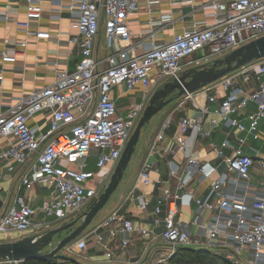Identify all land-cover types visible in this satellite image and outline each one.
<instances>
[{
  "label": "built area",
  "instance_id": "obj_1",
  "mask_svg": "<svg viewBox=\"0 0 264 264\" xmlns=\"http://www.w3.org/2000/svg\"><path fill=\"white\" fill-rule=\"evenodd\" d=\"M5 1L4 15L13 0ZM26 2V19L17 22L27 33V38L16 42L23 50L28 36L50 38L47 30H30L31 21L42 18V0ZM188 2L193 5L192 0ZM208 3L211 24L193 25L135 55L126 44L132 37L128 21L138 11V0H70L66 8L76 34L69 42L78 47L81 59L72 70H58L53 82L0 107V139L7 140L0 146V162L8 180L17 181L18 190L0 209V234L40 237L78 215L98 197L146 106L144 97L120 114L113 95L116 87H121L122 93L151 90L161 79L177 80L184 65L208 64L264 35V0ZM101 23L107 46L112 49L105 59L97 58L95 51ZM3 41L10 43L7 38ZM116 43L120 48L114 50ZM0 56L3 64L17 60L15 51L6 48ZM216 84L203 88L210 105L194 103L196 111L179 121L177 144H185L190 130L208 140L217 163L193 156L181 164L171 160L174 189L169 180L152 178L154 167L149 158L138 172V182L157 185L160 191L151 208L153 224L161 226L159 232L115 209L65 249L73 247L81 253L91 241L105 258L102 263L114 264L116 243L126 248L139 237L143 254L131 264H167L181 247L210 249L239 264H264V154L247 152L251 139L264 142V58L223 76ZM250 104L254 109L247 111ZM40 114L46 116L43 123L31 124ZM169 126V119L163 121L150 155L173 150L172 143L160 145ZM217 131L223 134L219 142L213 137ZM91 158L95 168L89 165ZM255 176L259 177L258 189L253 193L250 186ZM205 179L210 183L204 196L189 190L194 182ZM37 183L49 189V197L40 206L31 203L28 192H19L22 187L30 191ZM148 204V198H141L136 208L145 212ZM191 204L194 209L186 221L181 207ZM0 264L23 261L0 259Z\"/></svg>",
  "mask_w": 264,
  "mask_h": 264
},
{
  "label": "crops",
  "instance_id": "obj_2",
  "mask_svg": "<svg viewBox=\"0 0 264 264\" xmlns=\"http://www.w3.org/2000/svg\"><path fill=\"white\" fill-rule=\"evenodd\" d=\"M138 0V11L133 14L129 21L132 37L126 44L132 49L135 55L143 54L153 44H162L170 40L174 34L182 32L191 26H206L213 22V16L209 7L208 0ZM5 0H0V51L6 48L9 52L15 51L17 60L14 63L3 64L0 56V70L3 69V79L0 81V107H7L15 102L21 94L41 88L53 82L56 72L60 69L72 70L76 63L81 59L79 49L76 45L69 42L72 34L76 31L71 27V15L67 10L70 0H42V18L39 21H31L30 30L43 29L50 32V38L36 40L33 36L29 37L28 46L23 50L19 48L16 42L27 38V33L17 22L26 19L25 8L26 0H13L10 11L3 14ZM6 17V18H5ZM9 39V44L4 43V39ZM119 43H116L114 50L119 49ZM96 56L99 59H105L112 53V49L107 46L103 32V23L96 41ZM184 65L181 73L189 69ZM168 79L159 80L153 87L162 86ZM216 82L210 84L218 85ZM252 86V85H251ZM220 91V89H218ZM140 91H147L138 88L134 91L122 93L121 87H116L113 91L114 98L120 114L127 112L131 104L139 103L144 95ZM122 93V94H121ZM223 92H219V96ZM207 91L201 89L191 97H181L166 105L161 111L155 114L150 123L141 133V143L135 152L132 167L127 169L122 181L119 183L116 191L111 195L109 201L102 210V218L112 210L119 209L121 213L138 219L142 224L152 227L155 233H158L161 226L153 224V213L151 208L154 205V197L160 194L157 185H143L137 181L138 172L144 160L149 158L153 162L154 169L151 172L153 179L169 180L170 186L174 189L175 178L170 175V161L177 163L184 162L187 156L199 158L202 161H210L216 164L218 159L215 157L211 148L208 146V140L196 136L192 132H187L185 144H177L179 136V121L185 116H191L195 110L196 102L200 105H210L207 102ZM253 104H250L247 111L253 110ZM45 115L40 114L31 120L33 125H41L45 120ZM170 120V126L166 130L160 145L169 144L173 146L171 152L150 155L152 142L163 121ZM205 127L209 128L210 123L205 122ZM219 142L223 134L217 131L213 135ZM174 141V143H173ZM7 140L0 139V146H5ZM249 146L254 150L247 152L253 156L264 154V142L261 140L249 141ZM248 146V147H249ZM134 152V153H135ZM93 153H97L96 150ZM133 158V157H132ZM94 162V160H93ZM91 167V166H90ZM94 166H92L93 168ZM222 167H220L221 169ZM104 173V171H101ZM0 209L4 207L7 199L11 198L17 190V181L8 180L5 176V170L0 162ZM258 176H255L254 183L251 184V192L255 193L258 189ZM210 179L200 182H194L190 187L195 195L204 196L209 188ZM20 193H29V198L34 206H40L42 202L49 197V189L42 184H36L30 191H25L22 187ZM141 198H148L149 204L145 212H139L136 208ZM107 207V209H106ZM166 207V206H165ZM164 207V209H165ZM182 218L189 220L194 209V205H183ZM16 234V237L13 236ZM22 235L14 232L8 236L0 234L1 239L16 240ZM160 243L161 240H155ZM143 240L139 237L134 238L131 244L126 248H121L117 243L113 250L115 252L114 264H131L132 261L141 258L143 254ZM89 252L86 253L93 258V263L103 262L105 258L99 252L93 242H90ZM131 261V262H130Z\"/></svg>",
  "mask_w": 264,
  "mask_h": 264
},
{
  "label": "water",
  "instance_id": "obj_3",
  "mask_svg": "<svg viewBox=\"0 0 264 264\" xmlns=\"http://www.w3.org/2000/svg\"><path fill=\"white\" fill-rule=\"evenodd\" d=\"M261 58H264V35L249 41L222 57L215 58L208 64L191 67L183 71L177 80H167L150 96L109 181L98 197L75 220L63 226L52 228L40 237L29 235L13 241L0 242V259H17L23 262L33 259L46 262L61 260L72 264H85L74 257L61 253V251L68 244L76 240L90 226L98 213L107 204L111 195L118 188L136 150L141 129L150 122L155 114L174 100L193 94L238 68ZM79 220L81 222L69 234L58 241L53 248H49L54 243V237L58 233L71 228Z\"/></svg>",
  "mask_w": 264,
  "mask_h": 264
},
{
  "label": "rangeland",
  "instance_id": "obj_4",
  "mask_svg": "<svg viewBox=\"0 0 264 264\" xmlns=\"http://www.w3.org/2000/svg\"><path fill=\"white\" fill-rule=\"evenodd\" d=\"M241 69V68H240ZM239 68L237 69V70H240ZM236 70V71H237ZM161 86H159V87H153L151 90H148V91H140V93L142 94V95H144L145 96V103L147 104V102H148V100H149V98H150V96L153 94V92L156 90V89H158V88H160ZM144 98V97H143ZM152 119V118H151ZM151 121V120H150ZM150 123V122H149ZM148 123V124H149ZM136 125H137V123H136ZM147 125V124H146ZM146 125L141 129V133H142V131L146 128ZM134 129H135V127H134ZM141 136V135H140ZM141 140H142V138L140 137V139H139V142H138V144H137V146H136V148L138 149V147H139V145H140V143H141ZM136 149V150H137ZM138 152V151H137ZM137 152H135L134 154H133V158H131V161H130V163H129V165H128V167H127V169H130L132 166V162H133V159L136 157V154H137ZM89 165L92 167V166H94V164H93V158H91L90 160H89ZM95 168V167H94ZM126 172H127V170H126ZM125 172V173H126ZM125 175V174H124ZM124 177V176H123ZM109 179L110 178H108V180H107V182L109 181ZM107 182H106V184H107ZM106 186V185H105ZM105 186H104V188H105ZM103 188V189H104ZM102 189V190H103ZM106 209H107V207H106ZM102 210H105V208H103ZM100 211L99 213H98V215L96 216V218L93 220V222L90 224V226L87 228V229H89V228H91V226L93 225V223H95L97 220H100L101 218H102V212L103 211ZM81 213V212H80ZM80 213L78 214V215H76L75 217H73L72 219H68V220H65L64 222H61V223H59L58 224V226H56V227H59V226H63V225H65V224H67V223H69V222H72L73 220H75L79 215H80ZM81 222V220H79L74 226H72L71 228H68V229H65V230H63V231H61L60 233H58L55 237H54V243L52 244V246L51 247H49V248H53V246H55L56 244H57V242L58 241H60L62 238H64L67 234H69V232H71V230H73L79 223ZM13 236H15L16 237V234L15 235H13ZM5 241H13V240H11V239H1L0 238V242H5ZM74 242V241H73ZM91 242V241H90ZM90 242H89V249H90ZM49 250V249H48ZM89 251L88 250H86V251H83V252H77V251H75V249H73V247L70 249V250H67V249H63L62 251H61V253H63V254H65V255H68V256H71V257H74V258H76L78 261H80V262H82V263H85V264H95V263H93L94 261H93V258H90V256L87 254V256L85 255L86 253H88ZM100 252V251H99ZM176 259H178V260H186V257H185V254H180V256H178ZM100 263H102V262H99V264ZM54 264H72V263H70V262H65V261H61V260H58V261H56ZM194 264H198V262H195Z\"/></svg>",
  "mask_w": 264,
  "mask_h": 264
},
{
  "label": "trees",
  "instance_id": "obj_5",
  "mask_svg": "<svg viewBox=\"0 0 264 264\" xmlns=\"http://www.w3.org/2000/svg\"><path fill=\"white\" fill-rule=\"evenodd\" d=\"M185 254L186 260L176 259L180 254ZM56 261H41L37 259L24 261L23 264H54ZM239 264L228 260L223 254L205 248L181 247L172 256L167 264Z\"/></svg>",
  "mask_w": 264,
  "mask_h": 264
}]
</instances>
